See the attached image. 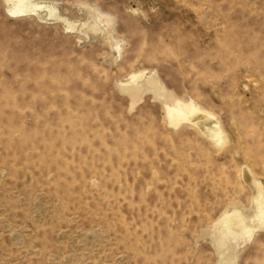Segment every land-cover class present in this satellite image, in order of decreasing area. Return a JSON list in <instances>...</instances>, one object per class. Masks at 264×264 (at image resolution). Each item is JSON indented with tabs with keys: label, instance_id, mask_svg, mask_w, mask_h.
I'll return each instance as SVG.
<instances>
[{
	"label": "rangeland",
	"instance_id": "374dc122",
	"mask_svg": "<svg viewBox=\"0 0 264 264\" xmlns=\"http://www.w3.org/2000/svg\"><path fill=\"white\" fill-rule=\"evenodd\" d=\"M32 1L0 0V264H264L222 234L264 203V0Z\"/></svg>",
	"mask_w": 264,
	"mask_h": 264
},
{
	"label": "bare ground",
	"instance_id": "6f19581e",
	"mask_svg": "<svg viewBox=\"0 0 264 264\" xmlns=\"http://www.w3.org/2000/svg\"><path fill=\"white\" fill-rule=\"evenodd\" d=\"M41 9H43V7L39 5H34L32 0H14L11 12L16 11L17 12L16 15H24L30 12H37L38 10H41ZM52 10H49L51 14L53 13ZM101 24H103V26L106 28L108 23H106L105 21H102ZM100 26L96 24L97 29H101ZM150 86L154 87L152 85ZM198 113H201V109L195 106L194 104L188 105V104L177 102L173 107L168 108L169 116L177 122L183 121V120H189V121L196 122V124L199 125L201 123L197 121L203 119L204 125H205V123L210 122V120L212 119V115L209 113H203L204 115L201 118H194ZM206 129H207L208 136L212 137L213 140L217 143V137L221 135L219 128L217 127V124H215L213 127H207ZM255 204H256V213L254 214L255 215L254 218L256 219V221L253 224L240 212H234L231 215L229 214L227 215L228 219H229V216H233L234 220L232 221V223H230L229 220H225L224 222L225 229L223 230L222 234L227 233L229 235H239V234L243 235V234H246V232H251L252 234L257 226L264 227L259 222L261 215L264 214V203L262 201L260 190H257ZM218 240L220 244H223L222 236H220Z\"/></svg>",
	"mask_w": 264,
	"mask_h": 264
},
{
	"label": "snow or ice",
	"instance_id": "6c2138e0",
	"mask_svg": "<svg viewBox=\"0 0 264 264\" xmlns=\"http://www.w3.org/2000/svg\"><path fill=\"white\" fill-rule=\"evenodd\" d=\"M42 6L43 5H41V7ZM16 14H17L16 11H12L11 12V15H16ZM101 18L104 19L106 23H110L111 22V18L110 17H107V18L101 17ZM69 30H71V29H69ZM117 50H119V45H117ZM193 110H195V109H193ZM217 143L218 144H222L223 143L222 135H220V136L217 137ZM259 222H260V224L262 226H264V214L261 215ZM251 235H252L251 232H246V236H247L248 239H251Z\"/></svg>",
	"mask_w": 264,
	"mask_h": 264
}]
</instances>
